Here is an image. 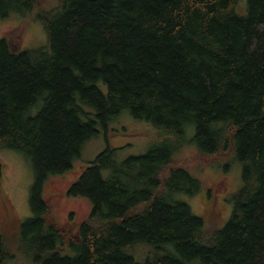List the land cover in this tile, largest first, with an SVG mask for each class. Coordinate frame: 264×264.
Listing matches in <instances>:
<instances>
[{
  "label": "trees",
  "instance_id": "obj_1",
  "mask_svg": "<svg viewBox=\"0 0 264 264\" xmlns=\"http://www.w3.org/2000/svg\"><path fill=\"white\" fill-rule=\"evenodd\" d=\"M35 4L0 0V19ZM35 16L46 46L0 38V148L22 153L34 176L21 254L31 264H264V0H57ZM122 114L160 143L124 160L106 148L86 164L66 194L90 213L62 253L42 184ZM191 129L199 154L241 168L220 229L180 200L201 190L172 158ZM12 257L0 230V264Z\"/></svg>",
  "mask_w": 264,
  "mask_h": 264
},
{
  "label": "rangeland",
  "instance_id": "obj_2",
  "mask_svg": "<svg viewBox=\"0 0 264 264\" xmlns=\"http://www.w3.org/2000/svg\"><path fill=\"white\" fill-rule=\"evenodd\" d=\"M56 4L57 0H36L28 14H12L0 19V38H8L16 50L46 46L43 26L35 15L49 12ZM192 132L188 130L172 158L174 166L186 169L201 183V190L192 196L180 195V200L194 215L203 218L208 230L220 229L230 213V197L241 184V168L232 163L228 169H223L230 156L199 154L191 142ZM161 137L162 134L147 122L122 114L109 124L107 132L98 128L97 135L84 142L80 158L73 161L70 170L45 179L41 195L49 203L50 220L61 233L59 249L62 253L71 254L69 243L75 240L78 227L90 213L91 206L86 198L66 194L86 164L106 148L118 150L115 156L119 160L143 155L157 146ZM33 183L30 161L22 153L0 148V230L7 250L13 253L6 264H31L17 248L16 238L19 225L32 216L29 200ZM21 245L26 246V242Z\"/></svg>",
  "mask_w": 264,
  "mask_h": 264
}]
</instances>
